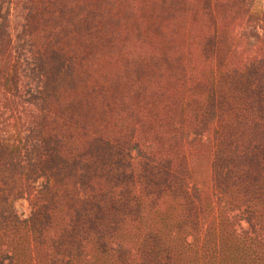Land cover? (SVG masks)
<instances>
[{"label":"trees","instance_id":"trees-1","mask_svg":"<svg viewBox=\"0 0 264 264\" xmlns=\"http://www.w3.org/2000/svg\"><path fill=\"white\" fill-rule=\"evenodd\" d=\"M254 1L0 0V264H264Z\"/></svg>","mask_w":264,"mask_h":264},{"label":"rangeland","instance_id":"rangeland-1","mask_svg":"<svg viewBox=\"0 0 264 264\" xmlns=\"http://www.w3.org/2000/svg\"><path fill=\"white\" fill-rule=\"evenodd\" d=\"M254 6H256V8H262L264 6V1L262 0H255L254 1ZM19 210L23 211L24 213H26V209H25V205L24 203H21V206L18 205L17 207Z\"/></svg>","mask_w":264,"mask_h":264}]
</instances>
